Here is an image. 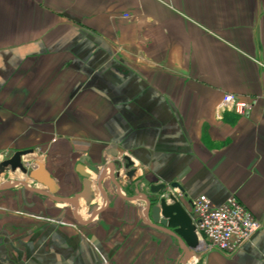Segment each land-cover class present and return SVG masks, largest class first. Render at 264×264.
Here are the masks:
<instances>
[{
	"label": "crops",
	"instance_id": "obj_1",
	"mask_svg": "<svg viewBox=\"0 0 264 264\" xmlns=\"http://www.w3.org/2000/svg\"><path fill=\"white\" fill-rule=\"evenodd\" d=\"M225 93L249 114L221 110ZM24 150L78 200L0 191V264L186 262L143 216L147 183L179 184L189 212L236 196L261 223L186 264H264V0H0V152Z\"/></svg>",
	"mask_w": 264,
	"mask_h": 264
},
{
	"label": "water",
	"instance_id": "obj_2",
	"mask_svg": "<svg viewBox=\"0 0 264 264\" xmlns=\"http://www.w3.org/2000/svg\"><path fill=\"white\" fill-rule=\"evenodd\" d=\"M32 154L33 150L18 151L11 158L2 161L0 163V177L2 174L9 171L15 173L17 172V170H19L29 180L37 181L46 186L49 189V192H43L40 189L35 188L34 186H30L29 184H27V182L19 180L8 181L4 184H1L0 191H5L21 186L36 194L51 198L57 203H69L76 205L78 197L65 199L56 196L58 191L57 186H55L53 179L45 168L44 163H40L37 161V169H33L30 171L25 167L23 159L26 156H30ZM123 161H125V164L120 161L114 162L113 166H116L118 168L116 178H121V171L124 168V170H128L126 176L128 177V179H131L133 176H135L136 170L135 168H133L135 162L129 156H124ZM104 176L105 172L102 173L99 179L98 186L100 190L101 182ZM142 184L143 179L138 180L137 186H141ZM85 186V188H87V186H89V183L85 182ZM116 186L117 194L124 198L122 191L120 190L121 186L119 185V183H117ZM175 188H178L180 191H182V188L179 186V184L171 185L172 190H174ZM140 198H142L145 205L142 209L143 216L148 217L151 220L152 225L159 226L165 233L171 235L177 241L183 243V247L188 248L193 252L192 254H187V252H185L186 262H183L182 264H186L189 259L194 257L199 246L197 226L191 214L188 212L181 200H179V198L174 193L170 192V190H168V188L164 184L150 185L144 196H141ZM124 199L129 200V198ZM87 203V206H89V202ZM75 207L77 211L79 207ZM75 214L79 219L80 216L77 214V212ZM197 223L199 224L200 221H197Z\"/></svg>",
	"mask_w": 264,
	"mask_h": 264
},
{
	"label": "built area",
	"instance_id": "obj_3",
	"mask_svg": "<svg viewBox=\"0 0 264 264\" xmlns=\"http://www.w3.org/2000/svg\"><path fill=\"white\" fill-rule=\"evenodd\" d=\"M251 108L250 103L241 101L233 93H225L220 104L221 110L234 112L241 117L247 116ZM175 192L178 196L181 194L177 189ZM190 214L197 226V252L200 254L212 251L235 253L249 243L261 228V223L236 196L229 197L219 206L206 196H199L192 200Z\"/></svg>",
	"mask_w": 264,
	"mask_h": 264
},
{
	"label": "rangeland",
	"instance_id": "obj_4",
	"mask_svg": "<svg viewBox=\"0 0 264 264\" xmlns=\"http://www.w3.org/2000/svg\"><path fill=\"white\" fill-rule=\"evenodd\" d=\"M11 155H12V153H10V152H0V162H2V161H4V160H7V159H9L10 157H11ZM43 154H41V152H38L37 153V156L35 157V158H32V157H30V158H27V159H24L23 161H24V164H25V167L30 171V170H33L35 167H37L36 166V160L38 161L39 159H42L43 160ZM30 160V161H29ZM29 166V167H28ZM123 174L126 176V174H125V171H123ZM21 176H23L24 178H21ZM124 176V177H125ZM22 179H26V180H22ZM141 179H144L143 181H145L146 183L148 182V178L146 179V178H141ZM16 181V180H19V181H26V182H28V178L27 177H25L20 171H18V173H17V176H16V173H12L11 171H9V172H7V173H4V174H2L1 175V177H0V185L1 184H4V183H6V182H8V181ZM33 184V183H32ZM31 184V185H32ZM19 189L18 190H20L19 192H22V193H25V194H28V196L30 197V198H33L34 197V195H29L30 193L29 192H27L25 189H23V187H18ZM149 188V186H148V183H147V185L146 186H144V187H142V191L143 192H147V189ZM121 190V189H120ZM123 190H124V192H126L125 190H126V186H123ZM18 192V191H17ZM17 192H14L15 194L17 193ZM14 193L12 194V196H14L15 197V195H14ZM12 198V197H11ZM4 199H5V197L3 198H1V195H0V205H2L1 203L4 201ZM32 200V199H31ZM5 202V201H4ZM4 206V205H3ZM61 224H66V223H64V222H62Z\"/></svg>",
	"mask_w": 264,
	"mask_h": 264
},
{
	"label": "bare ground",
	"instance_id": "obj_5",
	"mask_svg": "<svg viewBox=\"0 0 264 264\" xmlns=\"http://www.w3.org/2000/svg\"><path fill=\"white\" fill-rule=\"evenodd\" d=\"M29 157V156H28ZM30 161V160H29ZM29 167V166H28ZM17 173H18V170H17V172H16V176H17ZM21 178H24L23 176H21ZM22 180H25V179H22ZM26 182V181H25ZM82 207H83V205H82ZM85 209V208H84Z\"/></svg>",
	"mask_w": 264,
	"mask_h": 264
}]
</instances>
